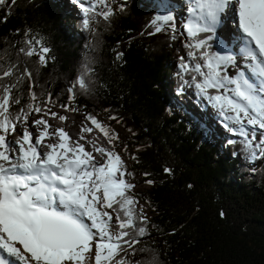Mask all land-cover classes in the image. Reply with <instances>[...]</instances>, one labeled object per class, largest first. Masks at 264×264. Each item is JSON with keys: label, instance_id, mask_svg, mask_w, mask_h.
<instances>
[{"label": "trees", "instance_id": "16d2710c", "mask_svg": "<svg viewBox=\"0 0 264 264\" xmlns=\"http://www.w3.org/2000/svg\"><path fill=\"white\" fill-rule=\"evenodd\" d=\"M115 1L103 7L107 19L93 14L88 27L66 0L0 3V75L14 69L0 83H18L20 100L11 111L26 108L34 91L42 107L51 96L62 116L115 117L107 128L131 157V166L121 157L125 169L153 182L129 193L152 210L130 264H264V156L251 167L240 136L211 128L181 102L171 107L180 86L199 99L193 104L205 101L180 67L181 58L191 62L184 27L156 32L157 0ZM30 39L50 49L46 64L20 51Z\"/></svg>", "mask_w": 264, "mask_h": 264}, {"label": "snow or ice", "instance_id": "6c2138e0", "mask_svg": "<svg viewBox=\"0 0 264 264\" xmlns=\"http://www.w3.org/2000/svg\"><path fill=\"white\" fill-rule=\"evenodd\" d=\"M228 3L190 0L189 18L183 27L191 62L181 58L180 67L185 74H193L185 83L195 87L255 158L264 156V0L233 2L243 44L239 54L250 75L244 70L228 75L227 68L236 64L237 57L222 42L218 45L221 51L211 50L209 42ZM96 5L106 7L107 0H96ZM96 5L80 3L85 27L96 14ZM102 14L107 19L110 12ZM173 20L170 14L158 16L153 21L155 31H162V25ZM205 33L210 35L202 36ZM26 43L28 49L20 51L37 55L39 62L46 64L50 49L39 40ZM13 72V67L3 70L0 81ZM26 75L31 78L30 71L26 70ZM77 84L86 89L84 76ZM17 86L0 83V264H130L129 252L136 251L138 238L148 235L144 226L147 217L142 209L137 211L138 201L129 194L135 186L124 178L127 172L121 156L96 141L91 142L93 151H88L80 143L85 136L73 140L64 128L50 131L44 115L58 114L37 103L34 91L26 108L13 113L12 105L20 103L12 95ZM45 103H51V96ZM34 113H43L32 121L36 133L27 127ZM59 119L66 121L67 117ZM86 119L112 143L114 137L101 121L92 115ZM21 123L25 127L17 134ZM82 131L91 133L93 128L82 126ZM14 134L16 138L9 139ZM94 152L103 157V163L96 160Z\"/></svg>", "mask_w": 264, "mask_h": 264}, {"label": "rangeland", "instance_id": "374dc122", "mask_svg": "<svg viewBox=\"0 0 264 264\" xmlns=\"http://www.w3.org/2000/svg\"><path fill=\"white\" fill-rule=\"evenodd\" d=\"M121 1L122 0H116L115 3L116 4H119ZM184 1H189V0H184ZM66 5H67L66 7L71 8V6H70L71 4L70 3L67 4V0H66ZM107 7H109V5H107ZM102 8L103 7H101L100 10H99V12H98V13H100V17H101V14L102 13H104V12L107 11L106 9H102ZM226 8H227V11L224 14L223 13L221 14V16L225 19V24L222 23L221 18H220V22H219L218 25L221 28L220 30H221L222 35H226V37L230 40V43L231 44H234V40H233L234 38H233V36H235V34H234V30L232 29V27L230 25L231 20H229V18H228L229 17V12H228L229 7L227 6ZM178 11H181V10H178ZM168 14L169 13H167V15ZM181 14H183V13H181ZM184 17H188V12H185ZM175 20H176L177 23H179V19H175ZM235 45L236 44H234V47H237L238 48V46H235ZM236 56L239 57L238 54H236ZM238 61L239 60H237V65L236 64L235 65H230L228 67V70H229V72H230V74L232 76H235L236 73H237V71L238 70H241L242 69V66L245 64V63H243V64H240L239 63L238 64ZM186 91H187L186 89H184V88L182 89V93H185L186 94ZM178 96H177V94H175L176 102L170 104L172 108L175 107V106H177V105H179V103L181 102V104L184 103L189 110L192 111V109H195V105L193 104V102L192 101H189L190 98H186L185 101H183L180 98V96L179 97ZM190 102H191V104H190ZM200 107L201 108H198L197 109L199 111V114L198 115L196 114V116L198 118H200L201 120H203L205 123H208L211 128H217V125L219 124L218 123V120H222L224 122V124L222 126L225 128V124L227 122H225L222 119V117L218 115V113L217 114L215 113L216 110L214 108H212L206 102L203 105H200ZM53 109L55 110L54 107H53ZM206 109L208 110V112H207ZM204 111H206V112H204ZM66 117H67L66 121L59 122L56 119L52 118L50 114L44 115V119L48 120L49 125H51V128H50L51 131H54L55 129H57L60 126L67 127L68 128V131L71 132L72 135L75 138L73 140H78L79 137L82 136V126H88V127H90V125H91L92 127L95 128V126H93L91 124V122L88 121L87 119L82 120L81 119V116H76V115H74L72 113H68L67 112V116ZM39 118H40V116L32 117L31 120L27 124V127L29 128V130L33 131L34 133L38 132V130L36 129V126L32 123V121L34 119H39ZM100 118L102 119L104 117L101 116ZM107 121L108 120H105V123ZM70 122H73V123L70 124ZM108 123H109V121H108ZM23 127H25V125L19 126L17 128V134H19L22 131ZM218 127H219V125H218ZM95 131H96V128L93 129V131L91 133H87L88 137L85 139V142H87L89 146L90 145L92 146V143H91L92 141L101 142V143H103V145H106L105 147L106 148H109V150L114 151V152L118 153L119 155L120 154L121 155H124L125 151H124V143L123 142L113 141L111 144H109V141H105V136L103 134H101V132L98 129H97V131H98V134L99 135ZM17 134H14V135L10 136L9 139H15ZM53 140H55V138H53ZM85 142H81V140H80V143L85 144V147H87ZM86 149H88V147ZM101 159L104 161V159H103L102 156H101ZM125 159L128 162V165L131 166L132 165V160H131L130 155L125 154ZM255 166H256V164H254V163L251 164V167L254 168ZM126 172H127V175L124 178L128 182H130L131 184H133L135 186L131 190H143V189H148L150 187V183H148V181H141L140 182L138 180L140 178L139 176L138 177H133L130 170H127ZM136 207H137V210L138 211H140L142 209L143 210V213H144V215L146 217L149 218V217L152 216V210H151L150 206L146 203V201L139 200Z\"/></svg>", "mask_w": 264, "mask_h": 264}, {"label": "bare ground", "instance_id": "6f19581e", "mask_svg": "<svg viewBox=\"0 0 264 264\" xmlns=\"http://www.w3.org/2000/svg\"><path fill=\"white\" fill-rule=\"evenodd\" d=\"M181 2V1H180ZM190 2V0L189 1H185V3L186 4H188ZM173 5H168V7H172ZM228 7H229V9H228V12H229V20H231V22H230V25H231V27H232V29L234 30V34H235V36H233V40H234V44H236L235 46H238V48L237 47H234V44H231L230 43V40L226 37V35H222V33H221V28L219 27V25H217V32L220 34V36L222 37V40H223V43H224V45H228L230 48H231V50L234 52V54L236 55V54H239V52H240V48H241V44H242V42L240 41V39H239V37H240V32L238 31V28H237V24L234 26V21H235V19H234V16H233V12H232V8H233V3H231V4H229L228 3V5H227ZM173 8V7H172ZM181 13H183V11H181ZM180 13V15L181 16H184L183 14H181ZM223 17L221 16V21H222V23H224L225 24V19L223 18ZM237 57V56H236ZM242 61H240V63H241ZM244 71L247 73V74H249L250 75V73H248V69H244ZM181 95H183V97H186V94L185 93H182ZM177 96H178V94H177ZM179 97V96H178ZM65 130L69 133V131H68V128L67 127H65ZM69 135L71 136V134L69 133ZM90 136V135H89ZM72 138L73 139H75L74 138V136L72 135ZM87 138V137H86ZM53 142H54V140H53ZM86 146L88 147V149H92V147H90L89 145H88V143H86ZM86 147V148H87Z\"/></svg>", "mask_w": 264, "mask_h": 264}]
</instances>
